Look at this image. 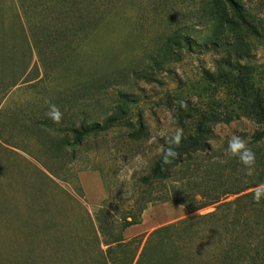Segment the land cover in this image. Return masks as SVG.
I'll use <instances>...</instances> for the list:
<instances>
[{"label": "rangeland", "instance_id": "obj_1", "mask_svg": "<svg viewBox=\"0 0 264 264\" xmlns=\"http://www.w3.org/2000/svg\"><path fill=\"white\" fill-rule=\"evenodd\" d=\"M212 1L0 0V264H65L68 238L88 237L89 216L106 201L118 217L136 198L168 190H147L139 178L167 142L195 131L200 113L218 117L204 122L212 150L197 149L181 166L200 168L198 178L214 160L225 163L233 137L249 142L258 126L239 105L253 106V92H264V0H241L256 16L254 29L222 8L233 23L215 26ZM231 66L250 73L235 69L239 82L222 83ZM53 105L59 122L49 116ZM228 109L236 114L224 115ZM110 120V129L76 143L73 125ZM83 172L99 175L102 194L91 184L87 197ZM214 210L149 204L124 233L139 241L135 261L155 229ZM195 252L196 264L215 262L208 250Z\"/></svg>", "mask_w": 264, "mask_h": 264}, {"label": "trees", "instance_id": "obj_2", "mask_svg": "<svg viewBox=\"0 0 264 264\" xmlns=\"http://www.w3.org/2000/svg\"><path fill=\"white\" fill-rule=\"evenodd\" d=\"M212 2L214 8L209 21L217 22L215 26L220 25L223 19L225 24L233 23L222 8L233 13L244 27L254 29L256 16L241 0ZM25 36L29 40V35ZM30 39L41 61L40 43L33 30L30 32ZM25 42L31 49L30 40ZM36 69H39L37 65ZM235 69L242 75L250 73L243 66L234 69L231 66L228 73L220 76L222 83L239 82L242 76L236 77L233 71ZM253 97V106L241 108L242 105H239V109L251 116L258 126L249 142L245 143V149L253 156L251 163H244L241 158L244 150H241L240 154L230 153L224 164L210 158L214 160L211 168L201 178L197 177L200 168L183 169L181 166L193 160L197 151L212 150L206 139L210 130L205 128L204 122L209 116L217 118L218 114L200 113L195 131L188 136H181L179 144L176 140L167 142L164 153L151 171L139 178V184L147 187V190L154 185H165L168 190L160 193L152 190L136 198L129 208H119L118 217L112 214L110 201H106L97 209L95 219L89 216L91 233L83 239L86 242L85 247L82 238H68L66 243L69 251L66 254L69 257L65 264H196L198 261L194 255L197 248L208 250L215 259V262L209 264H264V92L255 91ZM236 110L228 109L224 115L233 116ZM112 125V120L103 124H81L78 127L73 125L71 131L75 135L76 143H80L85 136L110 129ZM170 149L175 155L167 156L169 162L166 163L165 156ZM183 173L189 174L182 176L185 179L183 182L179 179V184H169L176 174ZM257 191L260 193L259 200L254 198ZM224 196L235 197L223 201ZM166 201L181 203L190 213L210 205H215V210L206 214H194L155 229L149 234L139 258L135 261V244L139 241L137 238L126 240L125 231L142 222L143 211L149 204ZM77 244L82 245L79 254L76 250ZM56 247L58 250L59 246ZM72 255L76 257L71 259Z\"/></svg>", "mask_w": 264, "mask_h": 264}, {"label": "clouds", "instance_id": "obj_3", "mask_svg": "<svg viewBox=\"0 0 264 264\" xmlns=\"http://www.w3.org/2000/svg\"><path fill=\"white\" fill-rule=\"evenodd\" d=\"M49 116L56 122H59L61 119V113L58 108H56L54 105L52 106L51 111L49 112ZM176 143L179 144L180 137L177 135ZM230 151L233 155L240 154L241 150H244L243 156L241 157L245 164L251 163L253 156L252 153L249 150L245 149V143L238 137H233L230 141ZM175 155V153L170 149L168 151V154L165 156V162H169L167 159V156ZM259 191H257L256 196L254 197L256 200H259Z\"/></svg>", "mask_w": 264, "mask_h": 264}, {"label": "crops", "instance_id": "obj_4", "mask_svg": "<svg viewBox=\"0 0 264 264\" xmlns=\"http://www.w3.org/2000/svg\"><path fill=\"white\" fill-rule=\"evenodd\" d=\"M80 179L82 181V184L85 188V191L87 193V197L89 198V193H88V190L87 188L89 187H92L91 184H94V186H96V190L98 191L99 194H102V186H101V183H100V179H99V175L96 173V172H83V173H80ZM93 182V183H91ZM98 198V196H96ZM91 198V197H90ZM91 200V199H90ZM95 203L94 201H91V203ZM134 226H138V225H134ZM134 226H131L129 227L126 231H128L130 228L134 227Z\"/></svg>", "mask_w": 264, "mask_h": 264}]
</instances>
